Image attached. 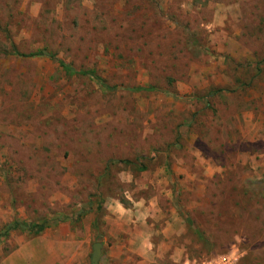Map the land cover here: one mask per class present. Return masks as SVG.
Returning <instances> with one entry per match:
<instances>
[{"label": "rangeland", "instance_id": "rangeland-1", "mask_svg": "<svg viewBox=\"0 0 264 264\" xmlns=\"http://www.w3.org/2000/svg\"><path fill=\"white\" fill-rule=\"evenodd\" d=\"M93 243L264 264V0H0V264Z\"/></svg>", "mask_w": 264, "mask_h": 264}, {"label": "trees", "instance_id": "trees-1", "mask_svg": "<svg viewBox=\"0 0 264 264\" xmlns=\"http://www.w3.org/2000/svg\"><path fill=\"white\" fill-rule=\"evenodd\" d=\"M16 55H18L20 57H32V56L40 57V56H43L44 54H42V52L39 51V52L26 54V55L17 52ZM46 56L48 58H52V56H50L49 54H46ZM142 90L147 91V90H149V88H147V89L135 88L134 89V91H142ZM43 228H44V225L27 224L24 222H14L13 224H11V226H9V229H17V230L19 229L21 231H23V230L33 231L34 234H38ZM193 232L195 233V235H198L197 231L193 230Z\"/></svg>", "mask_w": 264, "mask_h": 264}, {"label": "water", "instance_id": "water-1", "mask_svg": "<svg viewBox=\"0 0 264 264\" xmlns=\"http://www.w3.org/2000/svg\"><path fill=\"white\" fill-rule=\"evenodd\" d=\"M100 248L101 244L100 243H93L91 245V253H90V264H98V260L100 258Z\"/></svg>", "mask_w": 264, "mask_h": 264}, {"label": "built area", "instance_id": "built-area-1", "mask_svg": "<svg viewBox=\"0 0 264 264\" xmlns=\"http://www.w3.org/2000/svg\"><path fill=\"white\" fill-rule=\"evenodd\" d=\"M221 260H222V261H221L219 264H228L226 258H222Z\"/></svg>", "mask_w": 264, "mask_h": 264}]
</instances>
